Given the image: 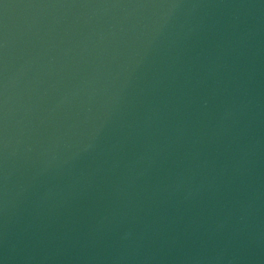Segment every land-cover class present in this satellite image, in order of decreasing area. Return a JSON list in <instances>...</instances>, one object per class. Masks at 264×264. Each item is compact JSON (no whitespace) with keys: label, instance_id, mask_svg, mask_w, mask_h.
<instances>
[{"label":"water","instance_id":"1","mask_svg":"<svg viewBox=\"0 0 264 264\" xmlns=\"http://www.w3.org/2000/svg\"><path fill=\"white\" fill-rule=\"evenodd\" d=\"M0 264H264V0H0Z\"/></svg>","mask_w":264,"mask_h":264}]
</instances>
